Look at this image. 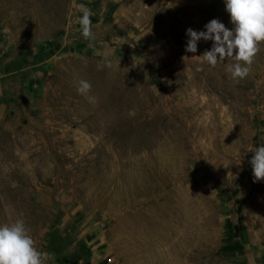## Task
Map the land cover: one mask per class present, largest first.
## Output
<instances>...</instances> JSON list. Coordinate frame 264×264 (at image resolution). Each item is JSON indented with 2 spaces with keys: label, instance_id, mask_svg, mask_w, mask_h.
Returning <instances> with one entry per match:
<instances>
[{
  "label": "rangeland",
  "instance_id": "rangeland-1",
  "mask_svg": "<svg viewBox=\"0 0 264 264\" xmlns=\"http://www.w3.org/2000/svg\"><path fill=\"white\" fill-rule=\"evenodd\" d=\"M212 19L234 28L226 0H0V224L46 264L264 262V43L232 79L186 51Z\"/></svg>",
  "mask_w": 264,
  "mask_h": 264
},
{
  "label": "clouds",
  "instance_id": "clouds-1",
  "mask_svg": "<svg viewBox=\"0 0 264 264\" xmlns=\"http://www.w3.org/2000/svg\"><path fill=\"white\" fill-rule=\"evenodd\" d=\"M226 10L230 14L233 29H229L219 19H212L206 25V31L187 29L189 37L186 51L195 53L201 39L214 41L210 50L199 55L200 63L215 67L225 58L234 59L226 71L232 79H243L251 71V65L264 43V0H226ZM85 38L92 33L85 27ZM91 84L86 80L78 82L77 91L85 95L90 103L96 97L88 95ZM250 160L254 182L264 180V144L256 146ZM48 253L40 250L31 235V230L22 217L0 224V264H46Z\"/></svg>",
  "mask_w": 264,
  "mask_h": 264
},
{
  "label": "crops",
  "instance_id": "crops-1",
  "mask_svg": "<svg viewBox=\"0 0 264 264\" xmlns=\"http://www.w3.org/2000/svg\"><path fill=\"white\" fill-rule=\"evenodd\" d=\"M26 67H27V66H26ZM29 67H30V66H29ZM24 75H26V74H24ZM22 78H23V77H22ZM27 78H28V77H27V75H26V77H25L24 79H22L21 84H19V85L16 86V87H19L17 92L22 93V91H24V88H25V89L29 90V93H33V95H34V99H37L36 96H38V91H35V90L33 89L34 82H33V80H32L31 77H30V80H29V81L27 80ZM35 85H37V84H35ZM33 90H34V91H33ZM30 91H31V92H30ZM236 264H259V263L252 262V261H239V262H237ZM260 264H264V262H263V263H260Z\"/></svg>",
  "mask_w": 264,
  "mask_h": 264
}]
</instances>
